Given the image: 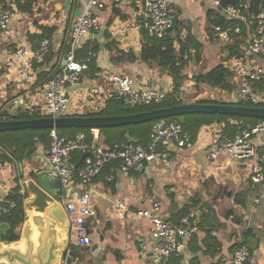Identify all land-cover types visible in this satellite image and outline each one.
Here are the masks:
<instances>
[{"label":"crops","instance_id":"0c3cea01","mask_svg":"<svg viewBox=\"0 0 264 264\" xmlns=\"http://www.w3.org/2000/svg\"><path fill=\"white\" fill-rule=\"evenodd\" d=\"M12 1L17 4L12 35L0 39V111L19 113L30 105L42 111L44 94L40 86L20 79L14 52L18 44H28L40 38L44 33L43 26L54 28L49 35L53 41L52 49L63 50L79 2L76 0L75 4L71 0L70 5H66V0H43L31 6L23 5L25 2L21 0H0V3L9 5ZM107 1L108 7L98 13L104 28L90 32L82 40L81 45L90 44V49L96 46V58L89 70H83L79 81L68 88L69 115L97 113L109 106L116 97L107 79L113 72L131 75L141 88L173 86L172 76L163 68L139 58L142 48L140 31L132 29L121 38L111 36L108 25L118 17L131 20L132 9L125 3ZM170 1L173 15L177 14L178 22L182 24L181 31L188 33L190 30L198 39L202 36L206 41L215 37L208 10L216 8L209 0ZM249 1L244 0L245 12L250 11ZM110 40H115L116 46L126 51L133 50L136 59L115 62L111 58L114 52H110L106 45ZM224 60L226 58L221 60L222 63ZM184 72L188 77L186 67ZM221 129L219 123L203 126L193 148L172 146L171 165L155 161L128 174L118 172L117 186L106 179L110 167L105 166L92 183L96 215L91 217L88 230L93 243L91 246H75L70 264H234L231 256L242 245L250 248V256L240 264H264V186L254 184L250 179L259 157L232 158L228 153H222L209 160L208 145L217 139V130ZM113 132L107 134L115 135L111 134ZM92 140L107 146H112L115 141H106V134H100L98 130L94 131ZM48 148L49 145L36 138L31 158L22 162H0V204L5 203L21 180L26 181L30 175L47 167ZM78 156L79 153L74 154V166ZM152 195L161 199L164 217L180 221L185 213H192L197 218L199 228L190 237L187 252L156 258L152 254L154 242L150 219L131 215L122 217L114 207L116 200H124L132 209L147 208ZM26 200L28 196L24 203Z\"/></svg>","mask_w":264,"mask_h":264},{"label":"built area","instance_id":"2783aa9c","mask_svg":"<svg viewBox=\"0 0 264 264\" xmlns=\"http://www.w3.org/2000/svg\"><path fill=\"white\" fill-rule=\"evenodd\" d=\"M23 2L41 3L43 0H21ZM81 12L76 15L70 25L66 43L69 46L67 58L62 63L63 56L55 72L40 85L43 92L42 113L46 116H63L70 114V95L68 88L75 85L83 72L89 70V62L96 56L93 49L87 55L79 56L78 49L82 40L92 31L104 28V22L99 12L108 7L107 0H78ZM113 3H125L132 9L131 20L124 17L114 19L107 27L111 36L125 37L132 29L140 31L139 44L143 46L145 35L163 37L171 32L178 47V37L186 36V32L178 29L168 30L172 24L173 9L170 0H110ZM216 9H220L229 18H236L239 22L226 27L217 23L213 25L214 36L224 44L240 43L239 52L227 57L223 61L224 67L231 71L233 86L226 97L228 103L242 101L254 104L264 103V9L255 13L245 12L235 4L222 5V0H209ZM17 14V4L12 1L9 5L0 3V39H7L12 35V22ZM241 21L248 22V31L244 33ZM53 45L50 36H42L32 42L20 43L14 52L17 72L20 79L33 84L38 77L39 65L45 64L46 57ZM195 49H192V53ZM64 53V54H65ZM63 54V55H64ZM107 79L112 85V91L120 102L127 106L151 105L161 103L167 96L170 87H139L134 78L128 74L113 72ZM181 91L179 98H183ZM187 102L189 100H186ZM35 105L28 106V113L33 115ZM183 117L170 120L160 119L153 123L148 141H136L131 138L116 141L112 146L89 141L85 132H79L75 137H69L61 128L50 130L51 143L46 152L47 174L52 178H59L62 191L58 197L69 219L67 245L62 255V264H70L75 246H91L92 238L89 234V221L96 215V205L92 196L94 178L105 166L110 167L106 179L115 186L119 185L118 172L130 173L133 169L155 161L171 165L170 148L174 145L193 148L197 139L184 127ZM96 129L92 128L94 133ZM222 130V129H221ZM219 136L208 145L207 157L215 159L222 153H228L232 158H253L259 160L253 165L250 179L254 184L264 186V153L260 155L256 142L264 139V120L248 126L235 136ZM88 152L81 164L74 166L75 153ZM118 162V165H116ZM71 186L70 194L66 195ZM20 193H26V181L20 182ZM15 201L8 206L0 204V220L11 208ZM162 201L157 195L150 197L147 208L132 209L124 200H116L114 207L118 215L133 216L135 218H149L152 223L151 235L154 242L152 254L156 258H167L174 254L187 252L190 237L198 230L197 218L192 213H185L179 222L166 218L161 214ZM250 256V248L246 245L236 248L231 256V262L240 264Z\"/></svg>","mask_w":264,"mask_h":264},{"label":"trees","instance_id":"16d2710c","mask_svg":"<svg viewBox=\"0 0 264 264\" xmlns=\"http://www.w3.org/2000/svg\"><path fill=\"white\" fill-rule=\"evenodd\" d=\"M76 4V0H74ZM244 0H222V5L226 6L229 4H235L241 9H243ZM21 4V2H20ZM23 5L31 6L32 2L27 1ZM30 8V7H29ZM249 9L255 13L259 12L261 9H264V0H250ZM74 10V8L72 9ZM208 18L210 24H221L226 27L228 25H234L238 21L236 18H229L226 14L223 13L220 9H209ZM178 22V32L181 31V25ZM242 29L245 32L248 31V26L246 21L240 22ZM210 29V27H208ZM44 36L51 35L53 27L43 26ZM211 32V29H210ZM179 46L175 44V37L171 32H167L163 37H152L145 35V42L141 48L139 58L149 64H155L156 66L163 68L170 76L173 78V86L168 91L166 98L161 103H154L146 107H141L139 109H132L131 106H127L120 102L117 97L113 100L109 106L103 108L97 113L90 112L87 115H97V114H124V113H133L142 110H150L163 106H172L179 103L187 102L182 98H179V95L182 91V87L187 78V73L184 72L185 67L189 64L190 60L193 59V54L197 59L201 58V45L202 42L193 34L190 30L184 38L181 37V32L178 33ZM42 35V36H43ZM41 36V37H42ZM107 48L110 52H114L111 58L117 62L119 60H133L136 59V53L133 50H124L116 46L115 40H110L107 44ZM240 43L226 44L224 49L226 55L223 59L232 56L235 53L239 52ZM53 48V47H52ZM51 48L49 54L46 57L45 64L39 65L38 67V77L34 82L35 86H40L44 80L50 77L56 70L59 65V61L63 54L69 50L67 43L64 44L63 50L55 51ZM195 49V52L192 53V49ZM96 49V46L93 47V50ZM95 50V52H97ZM90 51V44L81 45L78 49V55L84 56ZM95 57L91 59L89 65L93 64ZM222 59V60H223ZM231 71L224 67L222 61L213 68H210L207 71H200L195 74V78L198 82H205L212 86H217L227 91H231L233 86L231 84ZM196 102H208V103H228L227 101L221 99H210L203 100L202 98L194 100ZM240 104L245 105H260L254 104L252 102H239ZM46 116L41 112V110L36 109L33 115H30L27 110H23L19 113L12 114L7 110L0 111V119H20L28 117H41ZM178 116H169L161 119H173ZM184 119L185 129L192 135L193 139H197L199 133L202 131L203 126L213 125L215 123L221 124L222 130L220 134L222 136H235L243 128L255 125L259 121L264 120V118H259L255 116H239L232 114H222V113H206V112H194L186 113L182 116ZM160 119H153L139 123L124 124L119 126L112 127H99L95 128L98 132L106 134V141L113 140V144L116 141L127 140L129 138L136 141H148L150 138V130L156 121ZM90 127H61V130L64 134L69 137H75L79 132H85L87 134V139L92 141L93 133ZM50 128H24V129H14L0 132V162L4 163L5 161L10 162H22L26 158H31L32 154L36 147V138L40 142L45 143L50 146L51 137H50ZM108 131H115V135L107 134ZM117 133V134H116ZM257 150H260L259 153L262 155L264 153V139L258 138L256 142ZM82 154L79 153V156L76 158V165H80ZM35 174V173H34ZM27 192L25 194L20 193V183H18L15 188L11 191L7 200L3 206H8L10 202L15 201L16 205L11 208L5 215L2 216L0 221H7L11 225V228L3 233L2 240L6 242H13L20 239V233L16 230L19 225L24 223L26 220V211L24 207V199L27 197ZM179 221V219H176ZM5 264V263H1Z\"/></svg>","mask_w":264,"mask_h":264},{"label":"water","instance_id":"95a60500","mask_svg":"<svg viewBox=\"0 0 264 264\" xmlns=\"http://www.w3.org/2000/svg\"><path fill=\"white\" fill-rule=\"evenodd\" d=\"M70 3L71 0H66L65 2L66 5H70ZM80 12L81 7H78L74 13L75 18ZM178 21V15H172V24L168 30L177 29ZM66 58L67 53L63 55L62 63L65 62ZM194 112L264 118V106L260 105L188 101L172 106L124 114L0 119V132L46 127L50 129L54 127H112ZM87 154L88 152L82 154L80 162ZM71 188V186L67 188V196L70 194ZM61 191V180L50 177L45 168L27 178L26 192L28 200L24 203V207L27 210L26 220L16 229L20 233L21 240L5 243L2 240V235L11 228V225L7 221H0V264H62V255L68 241L69 219L66 210L58 199Z\"/></svg>","mask_w":264,"mask_h":264},{"label":"rangeland","instance_id":"374dc122","mask_svg":"<svg viewBox=\"0 0 264 264\" xmlns=\"http://www.w3.org/2000/svg\"><path fill=\"white\" fill-rule=\"evenodd\" d=\"M212 36V35H211ZM199 40L202 42L201 45V58L197 59L193 54V59L190 60L189 64L186 66L188 73V77L185 82V91L183 92L184 101L187 98L191 99H200L210 100V99H221L226 100V97L229 95V92L225 89H222L217 86H212L205 82H198L195 78V74L200 71H207L210 68L218 65L226 51L224 49V45L222 41L216 37L211 38V40L206 41V39L202 36L199 37ZM245 102V101H242ZM247 103V102H245ZM262 104V103H260ZM149 105H138L131 107L132 109H139L141 107H146ZM16 114V113H13ZM182 116V115H181ZM71 128V127H67ZM89 228V225H88ZM90 230V229H89ZM81 249H85L81 247ZM86 250V249H85ZM74 254V250H73Z\"/></svg>","mask_w":264,"mask_h":264}]
</instances>
